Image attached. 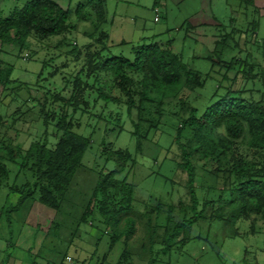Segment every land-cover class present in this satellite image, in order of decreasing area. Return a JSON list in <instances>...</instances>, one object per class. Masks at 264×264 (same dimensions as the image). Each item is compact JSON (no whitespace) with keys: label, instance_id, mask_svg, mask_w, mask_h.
I'll return each instance as SVG.
<instances>
[{"label":"rangeland","instance_id":"374dc122","mask_svg":"<svg viewBox=\"0 0 264 264\" xmlns=\"http://www.w3.org/2000/svg\"><path fill=\"white\" fill-rule=\"evenodd\" d=\"M26 1L0 0L2 16H10ZM55 1L70 9L69 21L77 24V29L45 40L33 35L25 46L15 43L0 47V60L13 69L12 81L0 85V156H6L9 148L18 145L26 151L34 141H46L48 147L54 148L63 133L58 124L61 121L62 126L63 120L72 126L73 132L89 138L90 144L62 211L58 214L39 205L37 189L25 203L19 204L22 209L18 216L43 220L39 206L49 211L54 219L57 217L54 225L50 224L49 252L52 256L57 250L63 253L69 244V251L77 254V258H86L84 264H116L123 251L131 253L129 259L134 264H264V208L246 218L230 220V201L234 195L225 175L216 177L200 166L197 167V195L201 202L216 200L215 208L220 207L226 219L210 217L213 209L209 207L206 217L181 233L169 252L163 251L164 228H172L174 222L184 218L181 202L188 206L186 215H193L186 186L188 176L178 167L181 158L176 135L180 125L178 118L182 115L179 113L181 97L204 111L213 102L214 93L222 94L233 84L239 70L245 68V61L256 65L253 73L257 75L246 80L240 74L234 82L235 89L245 90L246 97L252 93L258 99L262 97L264 0H158V12L154 10L156 0H103L106 18L102 22L93 12L87 13L88 20H78L76 7L86 0ZM188 22L191 28H187ZM89 32L96 38L106 32L109 53L131 59L134 58L133 48L144 42L171 41L184 62L206 77L203 87L192 91L181 88L177 97H165L158 110L163 113L161 118L154 113L155 104L161 98L152 95L156 100L154 104L146 103L150 112L146 111L145 116L154 117L158 123L157 127L150 128L148 122H141L140 129L146 134L141 149L137 148L134 134L135 124L139 122L140 88L133 87L137 105L130 110L129 97L112 82L107 71L93 75L82 71L86 64L85 53L95 50V46H91L95 38H90ZM220 40L225 43L220 48L222 53H214L216 41ZM27 52L29 58L24 57ZM210 55L212 59L208 58ZM232 60L238 64L231 67ZM103 92L118 100L105 97ZM73 97L77 98L78 105ZM184 135L189 136L187 132ZM247 140L241 138L233 147L237 155L244 157L246 167L253 169L256 166L251 162L264 164V158L254 156ZM118 149L129 150L135 160L133 167L129 162L126 169L116 175L119 179L126 177L135 185L133 209L121 214L117 225L107 224L93 200L84 221L81 217L90 203L99 174L118 168L115 159L107 158ZM25 161L23 154L15 161L4 158L9 178L0 186V208L8 196L24 195L25 190L20 191L23 184L30 182L28 188H33L35 178L29 167L23 165ZM16 186L20 192L14 190ZM221 195L224 199H220ZM159 201L162 207L157 215L154 208ZM201 206L202 203L199 209ZM168 217L172 219L171 224ZM7 222L5 211L0 224ZM131 223L133 231L128 234ZM153 225L157 234L151 250L149 237ZM6 227L8 231V225ZM112 236L118 239L112 242ZM144 243L147 244L145 250L142 249Z\"/></svg>","mask_w":264,"mask_h":264},{"label":"trees","instance_id":"16d2710c","mask_svg":"<svg viewBox=\"0 0 264 264\" xmlns=\"http://www.w3.org/2000/svg\"><path fill=\"white\" fill-rule=\"evenodd\" d=\"M105 9L103 0H86L85 3H80L76 7L75 13L78 20H88L87 13L93 12L102 22L106 18ZM69 19L70 9L63 7L55 0H28L8 17H3L0 9V47L2 49L4 44L13 45L15 43L25 46L28 38L33 35L40 40H45L52 36L70 33L77 29V24ZM257 26L258 24L255 25ZM191 27V23L188 22L187 28ZM88 36L95 38L91 44L95 46V50L92 53H85L86 64L82 71H86L88 75L107 71L112 76V82L116 83L129 97L127 102L130 110L137 105L132 94V91L134 93L133 87L137 85L140 88L137 105L139 122L135 124L134 131L137 136L138 149H141L142 139L146 136L140 129L141 122H148L150 128L157 127L158 122L154 117L145 116V112L149 111L145 106L146 103L154 104L156 100L152 97L153 94L161 98L155 104L156 110L154 111L161 118L163 113L158 110L165 97H177L181 88L192 91L205 85V75L185 63L182 55L174 51L171 41L168 43L144 42L133 48L134 58L131 59L124 55L109 53L106 32H102L99 38L92 37L91 32ZM224 40L216 41L214 53H222L220 48H223ZM78 53H81V50H78ZM29 56L28 52L24 55L25 58ZM208 58L212 59V55ZM231 62V67L238 64L235 60ZM242 63H240L241 66ZM244 67L246 69L239 70L233 79V84L229 85L224 93H214L213 102L207 105L202 112L181 97L179 113L182 115L178 118L180 125L177 126L176 135L181 158L178 161V167L183 169L188 176L186 186L192 203L190 207L193 215L190 217L186 215L188 206L181 202V209L185 215L182 221L174 222L172 228L170 226L164 228V253L172 249L181 233L206 217L209 207L213 209L210 217L216 215L217 220L226 219L222 209L215 208L216 200L200 201L196 189L198 166L216 177L221 174L225 175L226 183L230 185L231 194L234 195L230 201L232 206L230 220L246 218L249 214L260 213L264 208V164L252 161L251 163L256 167L253 169L246 167L244 157L237 155L233 147L239 139L247 138V145L254 156L264 158V91H259L262 97L258 99L255 93L246 97L243 95L245 90L235 89L234 82L240 74H243L242 79L246 80L253 79V76L257 75L253 73L255 64L248 65L245 61ZM12 71L10 65L6 66L0 60V85L5 86L12 81ZM137 76L141 78L137 80ZM103 94L105 97L118 100L116 97H111L109 93L103 92ZM73 99L78 105L77 98L73 97ZM70 102L72 104L71 100ZM63 122L62 126H60L61 121L58 123L63 133L54 148L48 147L46 141H34L26 151L18 145L9 148L6 156L4 154L0 156V186L4 180L9 178V169L4 158L15 161L19 154H23L26 159L23 165L28 166L33 172L35 178L33 188H28L31 185L30 182L23 184L20 191L23 189L25 192L20 196L19 204L27 201L38 189L39 201L42 204L58 213L62 211L75 175L82 165L83 156L90 144L89 138L73 132L72 126L64 120ZM185 132L189 136H185ZM107 158L115 159L118 162V168L99 174L92 198L81 219L86 220L90 205L95 200L98 211L105 222L117 225L121 214L129 213L133 209L135 185L126 177L119 179L116 175L124 171L129 162L133 167L135 160L129 150L123 149L110 152ZM208 166L212 168L209 169ZM26 189L29 190L26 191ZM220 199H224L222 195ZM201 203L202 206L199 209ZM161 207L162 202L159 201L154 208L157 215L161 212ZM170 210L172 211V206ZM168 220L171 224L172 219L168 217ZM153 227L149 237V249L151 250H153L154 238L157 234L155 225ZM127 229V233L130 234L133 231V224ZM117 239L118 237L112 236L110 241L114 242ZM146 245L143 244V250L146 249ZM131 256V253L123 251L116 264H134L130 260ZM127 258L128 261L125 262ZM61 264H65L64 261Z\"/></svg>","mask_w":264,"mask_h":264},{"label":"crops","instance_id":"0c3cea01","mask_svg":"<svg viewBox=\"0 0 264 264\" xmlns=\"http://www.w3.org/2000/svg\"><path fill=\"white\" fill-rule=\"evenodd\" d=\"M157 1L158 0H156V3ZM156 3L154 9L156 7L159 8L158 3ZM14 190L20 192L18 186H16ZM19 200L20 196L15 198H10L8 196L5 204L0 208V220L5 211L7 212L8 219L7 224H0V264H61L62 261L68 264L64 259L65 256H71L74 264L85 263V257L79 256V258H77V254L74 255L69 251V244L63 253L57 250V253L52 256L49 252V247H47V239L50 233V224L54 225L57 217L54 219L53 214L47 210L41 209L39 206L38 211L45 219L33 220L32 218H25L24 216L21 218L18 216L22 209L19 208ZM37 203L45 206L41 202ZM10 212L11 214L9 215L8 213ZM6 225L9 227L8 231ZM14 229H16V232ZM13 231L15 232L14 234ZM43 231H45V234H43ZM70 246H72V244ZM60 256L62 257L58 261Z\"/></svg>","mask_w":264,"mask_h":264},{"label":"built area","instance_id":"2783aa9c","mask_svg":"<svg viewBox=\"0 0 264 264\" xmlns=\"http://www.w3.org/2000/svg\"><path fill=\"white\" fill-rule=\"evenodd\" d=\"M158 11H159V8L156 7V8H155V12H158ZM157 16H158V14H157ZM66 260H67V262H69L70 264H74V262H73V258H72L71 256H67V257H66Z\"/></svg>","mask_w":264,"mask_h":264},{"label":"clouds","instance_id":"9594fccd","mask_svg":"<svg viewBox=\"0 0 264 264\" xmlns=\"http://www.w3.org/2000/svg\"><path fill=\"white\" fill-rule=\"evenodd\" d=\"M155 10V9H154Z\"/></svg>","mask_w":264,"mask_h":264}]
</instances>
